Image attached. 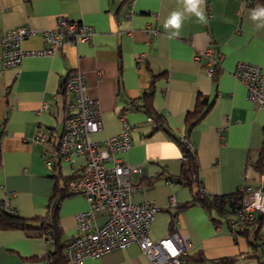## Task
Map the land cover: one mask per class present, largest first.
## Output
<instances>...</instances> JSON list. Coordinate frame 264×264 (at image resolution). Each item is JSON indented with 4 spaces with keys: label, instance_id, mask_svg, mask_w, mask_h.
<instances>
[{
    "label": "crops",
    "instance_id": "0c3cea01",
    "mask_svg": "<svg viewBox=\"0 0 264 264\" xmlns=\"http://www.w3.org/2000/svg\"><path fill=\"white\" fill-rule=\"evenodd\" d=\"M130 1L0 0V35L25 24L37 31L25 39L27 51L47 48L43 32L56 28L60 18L95 28L90 42L66 44L51 55L27 56L17 69L3 66L0 46V205L33 226L0 230V264H49L47 256L55 251L56 241L41 237L37 228L62 177H78L85 166L83 155L66 159L59 152L65 112L74 100L65 82L78 72L101 106L104 129L92 133V141L119 135L124 129L122 113L127 111L132 146L121 157L138 168L130 181L140 187L132 201L155 202L163 209L152 225V239L173 231L187 236L188 264L228 258H236L233 264H264V247L255 245L253 237L233 235L225 221L216 224L201 206L178 215L171 208L191 201L198 189L208 196L234 195L244 186L264 185V110L248 100L245 84L234 76L240 63L258 66L264 74V29L257 30L250 19V11L263 5L255 0H206L208 24L190 16L173 38L163 22L171 11L181 9L177 0H135L134 14L127 18ZM208 50L220 58L214 77L206 72ZM142 56L145 61L139 62ZM199 98L210 109L188 136L199 176L190 187L178 182L184 179L186 160L176 138L187 135L186 116ZM38 133L44 142L36 140ZM47 159L53 160L52 169ZM88 209L83 195L62 201V243L76 234L75 216ZM107 218L100 213L96 223ZM81 264L149 262L137 245H131Z\"/></svg>",
    "mask_w": 264,
    "mask_h": 264
},
{
    "label": "built area",
    "instance_id": "2783aa9c",
    "mask_svg": "<svg viewBox=\"0 0 264 264\" xmlns=\"http://www.w3.org/2000/svg\"><path fill=\"white\" fill-rule=\"evenodd\" d=\"M130 1L131 18L134 14ZM154 35L158 30L149 28ZM37 31L29 24L5 30L0 35L2 62L5 68L17 69L27 56L51 55L58 48L81 42H90L95 35V28L85 23L60 18L56 28L45 30L43 37L48 47L42 50L27 51L23 47L25 39L35 35ZM215 42L211 40V45ZM209 57L207 74L214 77L219 66L218 56H211V50L204 53ZM202 55L196 57L197 60ZM217 58V59H214ZM145 58H139L144 62ZM234 76L247 88L248 100L264 110V74L258 66L240 63ZM65 89L73 94L74 100L65 112V131L59 142V152L69 159L75 154L85 158V166L80 176L70 180L67 189L70 195H83L88 204L87 211L75 216L76 234L66 247V256L70 264H81L88 258H99L117 249H125L137 245L149 264H188L187 256L191 243L187 236L178 231L171 232L167 237L153 240L152 225L162 208L155 202L134 203L132 196L140 190L130 181L132 172L138 168L131 167L121 155L126 154L131 146V125L126 119L127 111L122 113L123 131L104 142L92 141L90 135L104 129L99 100L92 98L84 74L78 72L69 76ZM153 122V118L148 119ZM38 142H44L43 134L36 136ZM180 140L189 148L193 144L187 135ZM184 161L187 157L183 155ZM46 164L53 168V160L47 159ZM244 200L234 214L225 218L229 230L238 235L242 229L251 225L258 214L264 215V186L252 189L241 188ZM15 213L14 210L8 208ZM105 212L108 216L103 224L96 223L98 214ZM50 239V234H42Z\"/></svg>",
    "mask_w": 264,
    "mask_h": 264
},
{
    "label": "trees",
    "instance_id": "16d2710c",
    "mask_svg": "<svg viewBox=\"0 0 264 264\" xmlns=\"http://www.w3.org/2000/svg\"><path fill=\"white\" fill-rule=\"evenodd\" d=\"M255 1L264 6V0ZM209 109L210 105L207 104L206 100L199 98L194 111L189 112L186 116L187 136H189L190 131L208 114ZM156 118L158 119V117ZM176 140L187 157V160L184 164V179L178 180V182L193 187L194 182L198 181L199 179L196 152L189 149L178 137ZM76 177L77 176L62 177L61 180L63 183L56 187V190L49 203L48 213L44 218L40 219L41 224L37 228L38 234L41 237H43L42 234H50L51 238L56 241L54 253H51L47 256V261L49 264H70L64 249H66L71 239L66 243H62L60 241L61 234L58 226V211L62 201L70 195L67 189L69 181ZM244 195V192L239 191L234 195L208 196L203 189H198L191 201L184 204L183 206H172L171 208L176 209V214L178 215L180 212L190 207L201 206L210 214L211 219H213L216 224H219L222 221H225L227 216L234 214L235 210L239 209L244 200ZM232 202L234 203L233 208L230 207ZM213 214H217L221 220L214 219ZM263 222L264 215H262L260 219L256 217L251 225L245 229H242L238 235H244L248 238L253 237L255 245L258 244V246L264 247V238L262 235ZM30 223V220L20 217L18 214L9 211L7 207L5 208V205H0V230H30L33 229V226ZM45 239L50 240L48 238ZM235 261L236 258H228L214 262V264H233Z\"/></svg>",
    "mask_w": 264,
    "mask_h": 264
},
{
    "label": "clouds",
    "instance_id": "9594fccd",
    "mask_svg": "<svg viewBox=\"0 0 264 264\" xmlns=\"http://www.w3.org/2000/svg\"><path fill=\"white\" fill-rule=\"evenodd\" d=\"M180 10H173L163 22V27L169 30L170 37H178L184 21L195 16L198 23L207 25L206 0H177ZM250 19L256 23L257 30L264 29V6H258L250 11Z\"/></svg>",
    "mask_w": 264,
    "mask_h": 264
},
{
    "label": "water",
    "instance_id": "95a60500",
    "mask_svg": "<svg viewBox=\"0 0 264 264\" xmlns=\"http://www.w3.org/2000/svg\"><path fill=\"white\" fill-rule=\"evenodd\" d=\"M230 207H231V208H233V207H234V203H233V202L230 204ZM261 217H262V214H258L257 218H259V219H260Z\"/></svg>",
    "mask_w": 264,
    "mask_h": 264
}]
</instances>
